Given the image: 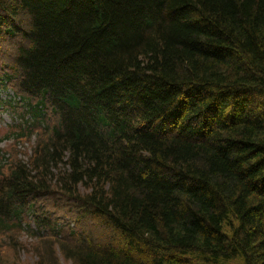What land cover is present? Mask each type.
<instances>
[{
  "label": "trees",
  "instance_id": "16d2710c",
  "mask_svg": "<svg viewBox=\"0 0 264 264\" xmlns=\"http://www.w3.org/2000/svg\"><path fill=\"white\" fill-rule=\"evenodd\" d=\"M0 91L46 136L0 167L37 264H264V0H0Z\"/></svg>",
  "mask_w": 264,
  "mask_h": 264
},
{
  "label": "rangeland",
  "instance_id": "374dc122",
  "mask_svg": "<svg viewBox=\"0 0 264 264\" xmlns=\"http://www.w3.org/2000/svg\"><path fill=\"white\" fill-rule=\"evenodd\" d=\"M0 99L4 101L8 100L9 93L0 91ZM11 124L12 118L9 117L8 114L2 112V108H0V167L4 170L8 169L6 166L7 163H10L14 159L21 160L23 163L28 164L38 143L46 138L43 131L44 127L40 125L34 128L35 133H26V136L22 139H17L16 136H12L10 139L2 142L1 137L5 134L7 126ZM56 208L57 207L54 206L53 210ZM55 217L61 218L58 226H66L68 229H74L76 226H79L80 223L77 217L72 213H57ZM80 226L79 231L82 230V232H84V224L80 223ZM35 240L36 239L31 236V232L27 230L23 231L19 236L16 234L13 238L6 239L0 237V258L16 260L18 262L17 264L39 263L41 256L45 255V253L40 255L39 250L46 249L49 245L43 243L41 245L38 242H34ZM39 245H41L40 248L37 247ZM50 247L53 249V256L55 259L59 260L60 264H73L71 261L65 259L58 244L54 245V243H52ZM227 264H245V262L242 258H238Z\"/></svg>",
  "mask_w": 264,
  "mask_h": 264
}]
</instances>
